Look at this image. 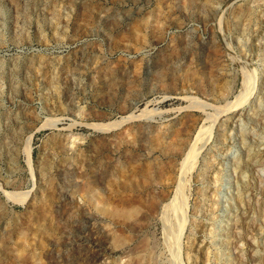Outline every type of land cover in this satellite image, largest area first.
Masks as SVG:
<instances>
[{"label":"rangeland","instance_id":"374dc122","mask_svg":"<svg viewBox=\"0 0 264 264\" xmlns=\"http://www.w3.org/2000/svg\"><path fill=\"white\" fill-rule=\"evenodd\" d=\"M0 264H264V0H0Z\"/></svg>","mask_w":264,"mask_h":264},{"label":"bare ground","instance_id":"6f19581e","mask_svg":"<svg viewBox=\"0 0 264 264\" xmlns=\"http://www.w3.org/2000/svg\"><path fill=\"white\" fill-rule=\"evenodd\" d=\"M101 126H102V125H101ZM97 128H98V127H97ZM189 154H190V152H189ZM189 156H191V155H189ZM194 156H196V154H195ZM194 158H195V157H194ZM189 159H191V157H189ZM195 159H196V158H195ZM192 160H193V159H192ZM186 161H188V160H186ZM194 161H195V160H194ZM183 163H184V162H183ZM185 163H186V162H185ZM187 163H188V162H187ZM189 163H190V162H189ZM190 164H191V163H190ZM187 165H188V164H187ZM187 165H186V166H185V165H184V166L182 165V170H183V168L185 169V167H188V168H189V166H187ZM191 165H192V164H191ZM242 191H243V190H241V191L239 192L238 198H239L240 195H242V194H241ZM177 195H178V194H177ZM184 219H185V218H184ZM180 225H182V224H180ZM180 227H181V226H180ZM180 227H179V228H180ZM176 232H177V231H176ZM180 232H181V231H180Z\"/></svg>","mask_w":264,"mask_h":264}]
</instances>
